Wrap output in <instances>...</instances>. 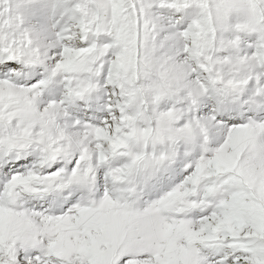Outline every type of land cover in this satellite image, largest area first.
I'll list each match as a JSON object with an SVG mask.
<instances>
[{
	"label": "snow or ice",
	"instance_id": "snow-or-ice-1",
	"mask_svg": "<svg viewBox=\"0 0 264 264\" xmlns=\"http://www.w3.org/2000/svg\"><path fill=\"white\" fill-rule=\"evenodd\" d=\"M0 264H264V0H0Z\"/></svg>",
	"mask_w": 264,
	"mask_h": 264
}]
</instances>
